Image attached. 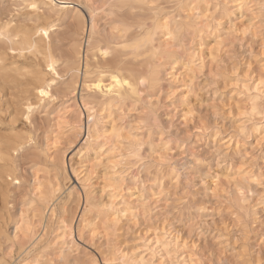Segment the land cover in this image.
<instances>
[{"label":"snow or ice","instance_id":"6c2138e0","mask_svg":"<svg viewBox=\"0 0 264 264\" xmlns=\"http://www.w3.org/2000/svg\"><path fill=\"white\" fill-rule=\"evenodd\" d=\"M88 7L93 17L92 36L88 38L89 56H95L97 60L96 75H111L113 84L105 90L103 84L98 83L95 79L92 81L84 80V88L87 93H92L94 90L99 93V96L83 95L84 103L81 105V113L84 109L88 112L87 119L89 122H94L95 117L93 113L97 111L94 100L102 101L104 107L107 109L110 104H116L119 110V103L111 100V97H118L119 101H124L129 98L143 96L146 92L149 95L155 96L152 89L158 88L161 82L160 76L149 66L147 74L142 71L137 73L135 66L128 68L127 75L121 79L117 74H111L109 69L100 66L101 57L105 61L111 58L113 61H118L123 54L127 58V51L139 52L141 50L147 51L148 45L153 41L152 33L154 31L162 32L163 39L169 42V47L175 48L182 40L181 33L183 27L177 25L175 29L170 27V20L172 16L167 13L161 15L164 9L170 6L160 3L159 0H121L118 5L104 4H89ZM18 11L24 10L28 13L20 22L15 20L5 21L0 24V47L3 49V55H0V76L5 81L11 80L16 86V93L13 95V104H10L7 109L0 107V125H4L2 129L3 138L0 139V181L4 184H12L23 188L26 184H31L35 188V192L40 194V198H44V177L50 174L51 165L49 161L54 159L53 150H62L63 137L61 131L57 130V125L62 127L64 122L63 113L60 114L59 121L46 109L55 111L53 104L61 97L62 83L67 84L66 74L60 72L57 66L60 61L57 56L53 54V41L60 37L57 31L54 17L58 15V8L68 9L72 5L62 2L59 5L56 0H30L29 3L16 6ZM119 7L121 10H129L132 13L149 12L155 19L152 21L155 28H148L144 31L145 25L141 24V33L138 39L131 40L128 43H119L115 39L112 44L116 49H124V53L116 51L110 45L105 44V37L107 32L102 33L99 38H96L97 28L95 17L98 10ZM260 16L257 18L256 5L249 2V0H205L202 4H190L187 8L192 10L195 15V23L201 29L200 36L203 37L205 30L208 34L216 36V43L213 44V64L218 60L215 56V49L221 48L223 51H229L234 44L239 43L243 49L247 44V49L243 51L245 57L243 65L239 69L233 67L228 72L225 78V87L231 84L230 95L233 97L231 104L228 103L226 96L220 95V87L216 81L221 79L220 75L214 70L212 72L213 79L209 81V88H202L197 91L192 85L185 81L184 86L181 87L179 83L176 89L171 91L167 99L172 101L176 98V113L175 117L180 121L179 127L184 129L183 135L173 137L167 130L160 136L161 143L156 146L149 144L145 147V142L139 132L145 131L142 125L151 123L150 120L142 119L139 125L135 126L131 131L129 138L137 141L136 150L130 153V156L136 161L131 167H136L141 171L147 169L149 173L155 169L159 173H163L166 168L175 172V167L172 164V156L170 155L173 149L183 152L185 155L191 156L190 168L183 169V180L180 176L173 175L171 177L172 184H180L183 188V195H178L175 200L171 196H166L165 186L160 183L159 176L157 178V185L160 186L159 194L153 192L151 199L143 200V218H140L139 207H133L131 214L127 209L113 208L107 213V219L101 218L95 224H84L81 229V239L87 241L89 235L93 238L99 236L109 237V247L112 244V238L118 235L125 224L129 231H132V226L135 225L137 230H142L143 227L148 228V233H151L155 228L157 238L155 243L160 245L159 224L153 220L152 212L156 205H164L167 203L165 215L162 217V222L165 226L164 232V252L163 258L157 260L155 258L156 252L153 251V256L150 260L140 258L138 261L134 259L131 264H232L231 261L223 258L219 260L213 253L211 260L207 257H200L199 248L196 243V237L199 236L201 241L206 238L207 231H210L212 224L205 225L204 216H207L209 211L212 212L213 223L220 225L221 221L215 219V208L211 207L213 200L218 202L219 206H223L231 201L239 207V213L243 214L239 218L243 222V216L246 215L249 220L255 217L259 209H264V165L261 166V172L256 175L251 165L253 161L259 156L264 160V0L260 4ZM17 13H13L16 16ZM105 15H114L105 12ZM233 18L234 21L233 22ZM79 19V13L73 17V20ZM134 19V18H133ZM204 23L201 24L200 22ZM113 32H119L121 36L132 29L127 24H122L118 20H113L111 25ZM87 30V24H84ZM215 29V31H214ZM62 38V37H61ZM255 41L256 43H253ZM72 44L78 51L82 52L80 43V34L75 24L72 30ZM159 52L160 49H156ZM17 57L35 58V66L33 68H21L15 64ZM236 59V57H233ZM14 69V71H13ZM198 70L201 76L205 75V61L199 60ZM246 70V71H245ZM257 76L259 79L257 80ZM195 79V73L190 77ZM179 80V78H176ZM251 81V83H249ZM243 84V88L241 85ZM253 85L257 95H253ZM79 83L76 84L78 88ZM216 89V98L213 99L210 89ZM208 91L207 100L203 96V92ZM73 92V89L68 88L63 92L65 99ZM177 93L179 95L177 96ZM194 98V102L193 99ZM205 108L208 109L205 112ZM138 111V110H137ZM147 111V109H145ZM81 113H78L80 115ZM39 116V120L36 117ZM110 118L114 119V117ZM213 118L214 121L213 122ZM173 119V117H169ZM236 125L231 132L225 131L221 126V121L225 125ZM23 124L20 128L18 125ZM77 131L79 124L76 125ZM120 131H124L123 128ZM117 129L113 125L112 133L105 132L107 135H116ZM252 133H256L254 143L250 146V151L245 147L247 152L245 156V163L241 165L238 171L233 176L236 181V187L233 190L229 188L223 195L219 194L220 176L216 174L215 169L210 172V176L214 178L216 187L208 182L207 177L198 176L202 171V166L205 165V158L200 152L195 150L196 146L193 141L206 136L209 140L213 138L216 141L213 146L215 154V164L218 167H223L228 159L229 151L240 148L241 141H247ZM151 140V133H148ZM123 139V137H119ZM151 148L149 152L148 149ZM101 153L111 151L107 146L101 147ZM144 153H147L145 155ZM158 156V160L154 157ZM121 159H128L121 157ZM24 165L23 173H21L20 165ZM29 170L31 175H29ZM62 171V169H61ZM135 176V173H133ZM139 180V177H136ZM208 192L211 191L212 199L201 200L197 191ZM259 189V191H257ZM108 191V189H105ZM140 189L137 188V192ZM259 196V199L255 197ZM228 197V200L225 199ZM235 197V199H233ZM155 202V203H154ZM5 203L7 200L5 199ZM105 207H111L106 205ZM204 214L199 219L193 217L192 214ZM176 216L177 221L183 226H186L187 231L181 229L182 236L174 237L173 241H168L167 227L169 219ZM123 221V223H122ZM149 221H152L149 226ZM101 223L103 227L101 228ZM227 228V224L222 225ZM67 230V225H65ZM85 229L87 231H85ZM20 228H17V233ZM241 232L237 237L236 247H233L231 242L224 244L226 239L223 231L219 232V239L217 243L224 252H239L241 246V238L244 237ZM186 237V238H182ZM18 238V237H17ZM149 243L148 240L144 241ZM175 244V253L171 245ZM264 245V241H261ZM6 251L11 254L12 249L8 248ZM191 253V255H189ZM183 255V260H173V255L179 257ZM102 257V258H101ZM0 264H9L7 259L0 260ZM14 264V262H13ZM61 264H64L62 261ZM67 264H72L68 261ZM86 264H114L106 255H103L101 249L100 256H93ZM252 264H256L253 260ZM259 264H264V249H262V258Z\"/></svg>","mask_w":264,"mask_h":264},{"label":"rangeland","instance_id":"374dc122","mask_svg":"<svg viewBox=\"0 0 264 264\" xmlns=\"http://www.w3.org/2000/svg\"><path fill=\"white\" fill-rule=\"evenodd\" d=\"M105 1L106 0H87V3L88 5L99 4L103 6ZM170 1L171 0H159L160 3L170 6L164 9L161 15L167 13L169 16H172V19L175 18L177 20L188 17L187 13L189 11L187 6L184 7V10L173 0ZM56 2L58 5L62 2L72 5L67 12H65L63 8L57 9L58 15L54 17V22L57 31L60 33V37H57L52 44L56 47L57 57L60 58V63L58 64L60 72L66 74V81L68 83L71 72H69L68 65L66 64L65 55L68 54V46L70 44L69 37L72 32L71 12L77 9L85 13L84 0H56ZM249 2L256 5L258 18L261 12L259 6L262 0H249ZM24 4H26L24 0H0V24H4V22L8 20H15L17 23L20 22L28 13L22 9L18 11L16 6ZM17 12L18 14L13 16V13ZM96 15L95 20L97 29L101 33L107 32L108 35L112 34L113 30L110 26L112 22L111 17L102 13V10H98ZM138 15L146 20L153 17L149 12H137L134 14L128 10L120 9L117 12V19L131 21L133 18H137ZM178 15L180 17H178ZM189 15H191V18H188L187 21L195 20V15L192 11ZM233 22H235L234 18ZM147 23L149 24L150 20H148ZM216 40L217 38L214 35H210L204 40V46L202 47L203 52L200 60L205 61V75L201 76L199 73V60L194 64V80L190 78L193 73H186L185 68L179 67L173 72V77L166 75L167 72H163L160 75L162 79L158 88L152 89L155 96L149 95L146 92L143 96L125 100L123 104L119 106V110L115 108L113 112L106 113V118L100 123L103 127V131L112 133L113 125H115L117 133L116 135L107 136L104 134L106 140L105 142L102 141V139L99 140V146L87 141V113L85 109L81 113L80 107L83 105L82 101L84 94L93 97L99 96V94L94 92L87 93L85 88L79 87L65 99L63 92L67 90L66 85L62 83L61 97L53 104L55 111L52 112V109H46V111L51 112L58 121L61 113H63L64 117L62 127L57 125V130L61 131L63 137L62 150H53L52 155L54 159L49 161L51 165L50 174H46L42 177L45 182V196L52 191V186H54V198L51 200L52 202L43 208L40 204V194L35 192V188L31 184H26L23 188L15 185L10 187L7 199L8 205L5 206L0 200V215L5 218L3 221L0 219V225L5 233V237L9 240H1L0 256L4 255L5 259L8 260L9 253L6 249L11 248L12 251L10 256L12 259L11 261L8 260L9 264H13V262L14 264H61L62 261L64 264H67L68 261H71L72 264H86L93 256H100L101 249H103V255L111 259L114 264H121V257H124L128 262H132L134 259L138 261L140 258L150 260L153 256V252L147 248V244L144 241L157 238L155 228H153L151 233H148L147 227H143L142 230H137L135 225H133V230L129 231L128 226L125 224L123 230L118 235L113 236L110 247L108 236L98 235L94 243L90 235L87 241L82 240L81 229L86 223L95 224L101 218L107 219V213L112 211L113 208H128L131 214L134 206L139 207L141 209L140 218L142 219L143 200L151 199L153 192L156 194L160 192V186L156 183L158 176L160 183L165 186L164 191L166 196H171L172 199L175 200L178 195H183L184 188L180 184H172L171 177L174 174L171 169L166 168L163 173L158 174L155 169L149 173L147 169L141 171L136 167H131L136 161L130 156V153L136 150L137 141L135 139H130L129 135L130 131L135 126L139 125L142 119H147L150 120L151 123L142 125L145 131L138 133L139 136L143 137L145 147H148L149 144L158 146L161 143L160 136L169 129L170 131L168 134L173 137V143H175V137L177 135H183L184 129L179 127L180 121L175 118L177 116L176 98L174 97L172 101H169L167 99L168 95L171 91L176 89L178 83L183 87L185 81H187L189 85H192L197 91H201L202 88H209V81L213 79L212 72L214 70L221 77L219 81H216L217 85L220 87V95L222 97L226 96L228 103H232L233 97L229 94L231 84L229 83L226 88L225 78L233 67L239 69L240 66L243 65L245 57L242 53L248 50L247 44L244 45L243 49L239 43L234 44L230 49L231 55L229 51H223L221 48L217 47L215 49V56L218 62L214 65L212 60L214 55L212 46L216 43ZM197 41L198 39H194L192 47L197 46ZM253 43L256 42L253 41ZM233 57H236V59H233ZM33 59L34 57H17L15 59V64L21 68H31L35 63V59ZM110 59L111 58H109V60ZM95 64L96 58L89 56L88 65L91 71L89 75L90 78L94 76L92 71ZM130 65L136 66V63L130 62ZM82 73L83 70L80 66L78 72L79 85H81L80 79L82 78ZM177 77L179 80L176 79ZM258 79L259 77L257 76V80ZM249 83H251V81H249ZM105 84H107V82H105ZM241 88H243V84ZM210 91L212 92L213 99H215L216 89L212 88ZM178 95L179 93H177V96ZM208 95V91L203 92L205 100H207ZM253 95L255 96L257 93L253 91ZM11 98L12 97H10L5 90L2 91L0 89V107L7 109L9 105L12 104L10 101ZM192 99L194 102V98ZM145 109H147V111H145ZM207 111L208 109L205 108V112ZM78 113L81 114L78 115ZM110 116L114 117V119L110 118ZM170 116L173 117V119L170 120ZM36 119L39 120V116H37ZM213 122H215L214 118ZM228 123L231 126L225 125V122L222 120L221 126L225 128V131L231 132L232 128L236 127V125L231 124L230 119ZM77 124H79L78 131L76 128ZM18 127L23 128L24 125L20 124ZM3 128L4 125H0L1 139L3 138ZM121 128H123L124 131L121 132ZM148 133L152 134L151 140L149 139ZM255 135L256 133H252L246 142L243 140L241 141L240 148L229 151L228 159L223 167H218L215 164L213 146H215L216 141L214 138L209 140L204 136L194 140L193 143L196 146L195 150L200 152L205 158V165L202 166V171L197 175L207 177L208 182L215 188L216 184L214 178L209 175L210 172L215 169L216 174L220 176L219 194L223 195L229 188L234 190L236 181L233 180V176L241 165L245 163L247 152L244 151V149L247 147L248 151L251 150L250 146L254 143ZM119 137H123V139ZM105 146L111 149V151L101 153V147ZM148 151L150 152L151 148H149ZM144 154L147 155V153ZM170 155L172 156V164L175 167V171L178 172V176L183 180L182 170L190 168L192 162L191 156L185 155L183 152L176 149H173ZM122 156L128 159H121ZM154 159L158 160V156L154 157ZM61 162L65 174L61 172ZM262 165H264V160L260 159L258 156L250 167L256 175H259ZM20 168L21 173H23L24 165L22 163ZM133 173H135V176ZM29 175H31L30 170ZM111 177L118 179L122 178V180L117 181L119 183V189L113 192V198L109 197V194L112 193H109L110 189L106 187L109 181L108 179ZM136 177L140 179L137 180ZM106 188L108 191L105 190ZM137 188L140 189L139 192H137ZM197 191L201 200L212 199L210 190L208 192H200V190L197 189ZM257 191H259V189H257ZM86 197L90 201V205L88 206H84ZM225 199L228 200V197H225ZM233 199H235V197H233ZM255 199L258 200L259 196L255 197ZM106 205L111 207H105ZM211 207L215 208V219L221 221L220 225L213 223L212 219H210L212 217L211 210L207 216L199 213L192 214L196 219L204 216L203 222L205 225L212 224L211 230L207 231L206 238L203 241H201L199 236L196 237L200 257L206 256L207 259L211 260L215 252L217 260L223 255V258L231 261L232 264H252L253 260L256 264H259L262 258V249H264V245L261 244V241H264V209H259L255 217L251 220L244 215L242 222L239 217L243 214L239 213V207L231 201L223 206H219L218 202L213 200ZM156 208L159 210L154 209L152 217L153 220L159 224L160 235L158 238L162 240V243H165V226L162 222V217L165 215L167 203L162 206L157 204ZM6 211H8V213H6ZM98 213L100 214L97 217ZM14 216L15 222L18 221L20 218L19 216H22L23 219L19 222V224L22 223V225H17V227H21V234L19 232L17 234L18 238L15 239L13 225ZM63 222L64 224L70 225L72 232L71 236L62 237ZM151 224L152 221H149V226H151ZM223 224H227L228 227L226 229L223 228ZM102 227L103 224L101 223V228ZM182 227L184 231L188 230L186 226H183L177 221L176 216H172L169 219L167 227L168 241H173L174 237L178 235L182 236ZM26 228H29L30 232L32 231L31 235L27 236L29 232H25ZM85 231L87 230L85 229ZM220 231H223L226 237L223 243L228 244L231 242L233 247H236V240L241 232L245 234L244 237L241 238L239 252H224V250L219 247L217 241ZM173 249L176 250V247ZM189 255H191V253ZM159 256L160 254L156 253L155 258L160 260ZM178 258L183 260L185 257L183 255L179 257L173 255V260Z\"/></svg>","mask_w":264,"mask_h":264},{"label":"bare ground","instance_id":"6f19581e","mask_svg":"<svg viewBox=\"0 0 264 264\" xmlns=\"http://www.w3.org/2000/svg\"><path fill=\"white\" fill-rule=\"evenodd\" d=\"M24 1L26 3L30 2V0H24ZM173 1L176 2L179 6H181L182 9H184V7H186L190 4H198L199 5V4H202L205 2V0H173ZM120 3H121V0H106L105 3H103V5L104 4L118 5ZM85 5H88L87 0H84L85 13H83L77 9L75 11L71 12L72 30H73V25L75 24L76 28H78V30H79L82 52H78L73 47L72 32H71V35L69 37V39H70L69 43L70 44L68 46L69 47L68 54L65 55L66 64L68 65L69 72H71L70 80L66 84V90L68 88H71V89H73V92H75L77 89L76 84L78 83V80H79L78 72H79L80 66L82 67L83 73H82V78L80 79L81 85L79 87L84 88L83 84H84L85 78H87V80H89V81H92L93 79H95L98 83L103 84L105 90L107 88L111 87L113 84V81L111 79L110 74L109 75H103V76L96 75V67H97V63H98L97 60H96V64L94 66V69L92 71V73H94V76L91 78L89 77V75L91 74V71L89 70L90 68L88 65L89 48H88L87 41H88V38L90 36H92L93 17L91 15V12L89 11L88 7H86ZM68 9L63 8V10L65 12H67ZM101 10H102V13H105V12H108L110 14L114 13V15H108V16L111 17L112 21L114 19L118 20L117 19V12L120 10L119 7L107 8V9L102 8ZM188 11L191 13L192 10L190 8H188ZM77 12L79 13V19L74 21L73 17H75L77 15ZM129 12H131V11H129ZM189 12L187 13L188 14L187 18H180L178 20L173 18L170 20V27L171 28L175 29L177 27V25H180L184 29L183 32L181 33L182 40L176 45L175 48L169 47V42L163 39L162 32L154 31L152 33L153 41L151 44L148 45L147 51L141 50L139 52L134 53V52L129 50V51H127V58H125V56L122 54L119 57L118 61H113L112 59H110L109 61H105L104 58L101 57L100 66L109 69V72L111 74H117L119 76V78H121V79H123L127 75L128 68L131 67L130 62L136 63L135 67L137 69L138 74L141 71L143 73L147 74L149 71V66H152L153 70L157 72L158 76H160L161 73H163V72H167L166 75L173 77L174 76L173 72L175 70H177L179 67L185 68L186 73L192 74L194 71V68H195L194 64L198 60H200V58H201V54L203 52L202 47L204 46V40L206 38H208L210 36V34H208L205 30L204 36L203 37L200 36L201 29L197 27L195 20L187 21L188 18H191V15H189L190 14ZM178 17H180V16L178 15ZM154 19H155V17L148 19V20H150L149 24L147 23L148 20L141 18V16H139V15L137 16V18H135L131 21L118 20L122 24H127V26L129 28H131L132 30L129 31L126 34V36H121L119 32H113L112 34L107 35L105 37L104 42L106 45H110L111 47H113L116 51H118L120 53H124L125 52L124 49H122V48L116 49L115 48V45L112 44V40L115 39L117 42L123 44V43H128L131 40L138 39L140 36V33H141V27H140L141 24L145 25V28H144L145 32H147L148 28L157 27V25H154L152 23V21ZM85 22L87 24V30H85V27H84ZM200 23L203 24L204 22L201 21ZM96 28H97V25H96ZM214 31H215V29H214ZM101 34L102 33L97 29L96 38L98 39ZM194 39H198L196 47L195 46L192 47L193 46L192 43H193ZM52 48H53V54L55 56H57L58 54L56 53V47H54L52 45ZM156 49H160V51L156 52L155 51ZM0 55H3V49L2 48H0ZM91 57L96 58L94 55ZM57 58H58V60L60 59L59 57H57ZM81 58H82V61H81ZM34 66H35V63L31 66V68H33ZM13 71H14V69H13ZM160 78H161V76H160ZM105 82H107V84H105ZM0 89L2 91L5 90L7 92V94L10 97H12L10 101L13 104V95L17 94L15 84L11 80L5 81L2 78V76H0ZM252 91L255 92L254 85H253ZM93 92L99 94L95 90ZM103 100H104V97H101L100 101H98V102L93 101V104L95 105V107L97 109V111L93 113V116L95 117V121L90 123L88 120L87 129H86L87 141L89 143H95L97 146H99V144H98L99 140L102 139V141H104V142L106 140L104 137L105 132L103 131V127L100 125V123L103 122V120L106 118V116H105L106 113H111L116 108V104H110V106L106 109L102 103ZM111 100L116 101L117 103H119L120 106L125 101V100L119 101L118 97H111ZM82 103H84V100L82 101ZM85 111H86L87 117H88V112L86 109H85ZM153 120L155 121L154 118H153ZM60 169H62V171H61L62 174H65L64 173L65 170H64L62 162L60 163ZM172 173L175 176H178L177 171H175V172L172 171ZM108 180L109 181L106 184V187L108 189H110L109 193H112V194H109V197L113 198L114 197L113 192H115V191H117V189H119L118 188L119 183L117 181L122 180V178L118 179L115 177H111ZM11 186H13V185L12 184H4L2 181H0V200L2 203L5 204V206L8 205L7 199H8L9 189ZM54 192H55V189H54V186H52V191H50V193H48L47 196H45V194H44L43 199L40 198V204L43 208L46 207L50 202H52L51 200L54 198ZM138 197H140V196H138ZM5 199L7 200V203H5ZM88 205H90V201L86 197L84 200V206H88ZM126 209L128 210V208H126ZM6 213H8V211H6ZM99 214L100 213H98L97 217L99 216ZM19 217L20 218L18 219L17 222H15V216H14V220H13L14 239L17 238V234H18L17 233V228H18L17 225L19 224V222H21L23 220L22 216H19ZM0 219H1V221H3L5 218L0 215ZM11 219H13V218H11ZM80 222H81V220H80ZM62 224H63L62 237L71 236L72 232H71L70 225L64 224V222ZM19 225H22V223ZM65 225H67V230L65 229ZM26 227H28V226H26ZM25 232L26 233L29 232L27 236L31 235V233H32V231L30 232L29 228H26ZM20 234H21V231H20ZM2 239H5V240L7 239L6 241H9L8 238L5 237V233L3 232L2 226L0 225V251H1V240ZM155 239L156 238H153L152 240H150V239L148 240L149 243H146L147 248H149V250H151V252H153L152 250H155L156 253L160 254V256H159L160 259H162L163 258L162 253H163V255H167V253L164 252V244L165 243H162V240L159 239L160 245L157 246L155 243ZM171 246H172L173 252H175L176 250L173 249V248H175V244H172ZM2 259H5L4 255L0 256V260H2ZM11 259H12V257L9 255L8 260L11 261ZM121 264H131V262H128L125 260L124 257H121Z\"/></svg>","mask_w":264,"mask_h":264}]
</instances>
